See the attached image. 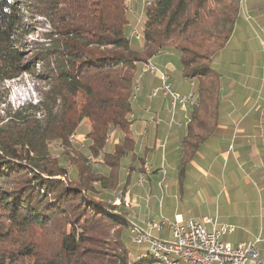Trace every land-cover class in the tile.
Returning <instances> with one entry per match:
<instances>
[{"label":"trees","instance_id":"16d2710c","mask_svg":"<svg viewBox=\"0 0 264 264\" xmlns=\"http://www.w3.org/2000/svg\"><path fill=\"white\" fill-rule=\"evenodd\" d=\"M240 2L151 0L137 47L126 0H0V84L23 73L43 84L35 104L0 107V264L162 263L147 247L132 257L129 212L114 202L120 181L125 187L146 163L131 129L137 68L173 52L195 82L184 168L211 133L203 118L219 97L212 61ZM36 17L49 28L23 50ZM84 121L81 142L73 137Z\"/></svg>","mask_w":264,"mask_h":264},{"label":"crops","instance_id":"0c3cea01","mask_svg":"<svg viewBox=\"0 0 264 264\" xmlns=\"http://www.w3.org/2000/svg\"><path fill=\"white\" fill-rule=\"evenodd\" d=\"M127 3L133 12V6L139 8L141 0ZM177 58L175 53L163 51L150 60L158 70L168 75L175 91L182 95L194 92L195 82L182 76L180 64L176 63ZM221 65H224V73H220ZM212 66L219 74V97L217 104L211 109L210 119L203 118L204 124L212 127L211 133L188 164L179 169L181 141L193 107L171 111L166 108L168 96L159 92L149 97L152 89L160 86V75L142 73L138 65L135 83L139 85L135 98L137 112H133L131 129L137 142L135 150L146 156V163L144 171L138 173L136 178L144 174L148 176L150 183L151 180H157L162 169L157 165L159 154L162 157L163 154L166 155L165 160H169L167 173L172 171L179 181L190 174L206 177L210 181L223 178L231 183L230 190H234L238 188L237 179L242 174L248 183L256 187L259 195L255 211L259 216V222L255 224L257 232L249 233L246 239L228 241L232 244L253 242L259 257L249 264H264V0L240 2V12L232 34L225 47L213 59ZM177 71L182 79L175 77ZM186 83L193 88H185ZM123 171L126 175L128 170ZM124 184L123 178L119 185ZM127 186L128 184L125 188ZM149 190L148 188L146 192L142 189L138 194L132 193L131 204L137 210H156L158 216L164 215V206L159 205L161 209L154 208ZM124 194L121 197L129 201ZM166 210H169L170 219L190 218L183 213L185 209L181 210L174 202H170ZM147 220L149 218L144 220L145 224Z\"/></svg>","mask_w":264,"mask_h":264},{"label":"rangeland","instance_id":"374dc122","mask_svg":"<svg viewBox=\"0 0 264 264\" xmlns=\"http://www.w3.org/2000/svg\"><path fill=\"white\" fill-rule=\"evenodd\" d=\"M126 1L130 2L131 0ZM133 7L134 11H129V19L131 21L129 36L132 45L141 47L143 44V37L141 36L139 39H136L132 36L131 30L132 27L137 24L136 20L141 18L143 19V13H141L142 2L139 8H136V6ZM30 23L32 27H30L29 30L31 31H29V33L26 34L21 41L23 50H29L33 41H41V33H44L49 28L47 22H45L42 17H36L35 20L30 21ZM142 24L143 20H141V22L139 21L138 28L140 30L142 28ZM148 60L151 62L150 59ZM176 63L178 65L180 64L178 58ZM224 71V65H221L220 73H224ZM175 74L177 79H182L178 71ZM42 85V82L28 73H23L13 79L4 80L0 84V102H2L0 107H11L12 109H16L23 105L35 104L39 100L40 89ZM157 88L159 87L157 86ZM185 88L189 90L193 87H191L189 83H186ZM131 107L133 112L136 113L137 103L135 99L132 101ZM88 127L89 122L84 121L81 129L77 134H75L73 138L83 142L85 139L84 130ZM53 152L55 153L56 151L53 150ZM165 156L166 155L164 154L163 157L160 156V154L158 155L159 162L157 165L162 167V169L159 171V178H156L158 181L151 180L150 183L148 176L143 174L140 177L138 176L139 178H136V175H134L126 188L121 187L122 185H119L114 193V202L118 204L120 201H122L125 208L129 212V219L131 223L128 232L130 245L132 246L131 255L133 258H135L137 255L139 247L130 238L132 237L130 233V227L134 225L138 228L148 229V226H145L144 220L147 218H149V220H157L160 217L158 216L159 213L155 212L156 210L149 212L146 211V209L137 210L136 207L131 204L132 193L138 194V191H141L142 189L146 192H148V188L150 189L149 191L151 193L150 195H152L154 208L156 207V209H161L160 206H164L163 213L167 218H170L169 210H166L167 205L170 202H174L181 210L185 209L183 213L186 216L198 218L202 217V215H208L216 219L218 222L233 225L236 230L233 234L231 233L223 236V239L226 241H236L237 239L244 238L246 239L249 233L257 232L255 224L259 222V216L255 211L258 205L259 195L256 187L252 183H248L242 174L237 179L239 184L238 188L234 190H230L229 185L231 183L229 181L223 180V178H220L219 181L216 179L210 181V179L206 177L190 174L187 175L184 180L179 181L176 178L177 175L173 174L172 171L167 173L169 169V160H165ZM160 162L162 166L161 164L159 165ZM207 167L205 169H207ZM123 194L128 197L129 201H126L124 197H121ZM118 197L121 199H118ZM186 206H188L190 210H187L188 208H186ZM149 220H147L146 223H148ZM166 233V230H163L162 232H151V234L157 237L165 236Z\"/></svg>","mask_w":264,"mask_h":264},{"label":"built area","instance_id":"2783aa9c","mask_svg":"<svg viewBox=\"0 0 264 264\" xmlns=\"http://www.w3.org/2000/svg\"><path fill=\"white\" fill-rule=\"evenodd\" d=\"M141 2L142 13L147 0ZM141 20L143 19L136 20L137 24L131 30L132 36L136 39L142 36L138 28ZM140 66L142 72L145 68H152V73H157V67L153 63H141ZM159 80V92L169 97L166 108L171 111L185 110L189 106L196 105V97L192 92L182 95L171 86H167L165 76H159ZM145 226H154L155 232L166 230L167 233L165 236L157 237L153 234H145V228L131 226V230H136V237L130 238L139 249L155 247L160 251L172 252L174 255L184 257L186 264H249L251 260H258L259 257L253 242L232 244L224 240L223 236L231 234L235 230L234 226L218 222L208 215L180 220L162 216L157 220L148 221ZM163 261L167 264L176 263L173 260Z\"/></svg>","mask_w":264,"mask_h":264},{"label":"bare ground","instance_id":"6f19581e","mask_svg":"<svg viewBox=\"0 0 264 264\" xmlns=\"http://www.w3.org/2000/svg\"><path fill=\"white\" fill-rule=\"evenodd\" d=\"M151 0H147V4L150 2ZM134 29V26L132 27V30ZM143 63H152L149 60L143 62ZM141 72H142V67L140 66ZM161 70L157 69V73L160 76H165V81L167 86H171L170 82H169V77L166 73L164 72H160ZM152 73V68H145L144 72L142 73ZM138 88V85H136V89ZM159 93V88H154L152 89V91L149 94V97H153L155 95H157ZM195 97V96H194ZM197 102V100H196ZM120 197H118L119 199ZM121 199V198H120ZM117 200V199H116ZM120 203V202H119ZM163 215H160V217H162ZM151 221V220H149ZM133 226V225H132ZM136 228H138L136 226ZM155 231V227L154 226H148V229H145V234H151V232ZM130 233L132 235V237H136V230H131L130 227ZM147 253H149L150 255H152L155 259L159 260L162 262V264H167V262L163 261V260H173V262H176L174 264H186V261L184 259V257H180V255H174V253L172 252H164V251H160L159 249L155 248V247H147ZM144 256V254H143ZM138 258H141V256H138Z\"/></svg>","mask_w":264,"mask_h":264}]
</instances>
